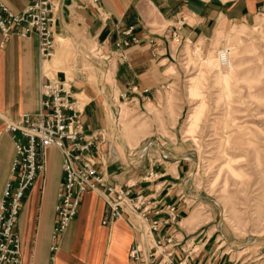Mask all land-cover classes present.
Listing matches in <instances>:
<instances>
[{
    "label": "crops",
    "instance_id": "obj_1",
    "mask_svg": "<svg viewBox=\"0 0 264 264\" xmlns=\"http://www.w3.org/2000/svg\"><path fill=\"white\" fill-rule=\"evenodd\" d=\"M3 1L11 11L20 12L32 0ZM263 4L264 0H98L96 4L86 0H57L52 24L55 38L73 40L80 52L90 51L84 45L92 43L114 53L111 58L114 82L108 85L107 81L98 80L99 92L87 84L79 61H74L72 89L89 96L82 105L85 129L110 128L113 113L109 115L104 99L110 100V106L114 99L145 108L143 113L148 116L156 115L148 107L158 110L172 84L180 79V74L172 72L176 67L180 73L174 56L177 39L172 33L178 40H203L221 22L255 23L258 14L263 13ZM127 28H131L130 35L135 40L117 47V40L127 37L124 33ZM57 52V57L65 58V63L71 49L59 48ZM43 68L35 32L4 36L0 30V198L15 154L13 135L18 134L8 130L6 124L26 112L40 110ZM58 71L60 77L67 74L64 69ZM148 136L145 133L138 142ZM150 144L143 147L141 156L132 163L128 159L136 146L126 147L122 155L116 144L115 155L97 150L94 155L99 163L105 161L112 181L123 187L126 182L133 183L132 194L148 193L157 208L166 204L176 206L178 220L161 224L152 234L155 237L168 233L177 239L174 260L185 258L187 264H229L233 258H225L223 250L209 246L211 238L203 230L195 234L202 223L197 225L196 213L191 209L195 199L186 193L188 170H183V164L188 157ZM127 148H132L129 154ZM44 159V172L26 191L14 226L21 239V264H131L129 250L137 238H142L140 229L134 226V218L126 214L104 222L109 208L94 190L82 193L76 215L63 231L53 235L55 205L63 175L62 153L50 145L44 150Z\"/></svg>",
    "mask_w": 264,
    "mask_h": 264
},
{
    "label": "rangeland",
    "instance_id": "obj_2",
    "mask_svg": "<svg viewBox=\"0 0 264 264\" xmlns=\"http://www.w3.org/2000/svg\"><path fill=\"white\" fill-rule=\"evenodd\" d=\"M258 15L250 24L221 22L203 40L175 41L180 73L176 67L172 72L180 79L158 110L148 107L157 116H148L143 113L147 109L134 104L113 99L110 106V100H103L109 115L113 113L109 124L114 117L120 122L116 144L121 154L136 146L130 163L150 143L188 157L183 164L188 170L186 193L195 199L191 209L197 225L202 223L195 234L203 230L211 238L209 246L233 258L229 264H264V15ZM58 39L45 67L64 69L67 74L62 77L71 80L74 61H79L96 92L100 79L113 84L112 67L105 72L94 44H85L91 50L80 52L73 40ZM64 47L71 49L65 63L57 57ZM222 50L226 59L220 57ZM84 94L78 96L81 105L89 98ZM145 133L150 137L138 142Z\"/></svg>",
    "mask_w": 264,
    "mask_h": 264
},
{
    "label": "built area",
    "instance_id": "obj_3",
    "mask_svg": "<svg viewBox=\"0 0 264 264\" xmlns=\"http://www.w3.org/2000/svg\"><path fill=\"white\" fill-rule=\"evenodd\" d=\"M86 1L96 4L98 0ZM55 8L57 0H32L20 12H13L0 0V30L4 36L35 32L39 55L45 62L55 51L52 28ZM261 14L264 15V4ZM124 33L127 37L117 40V47L135 40V36L130 35L131 28ZM172 37L179 39L175 33ZM94 45L104 60L103 69L107 72L114 53L104 50L99 44ZM56 71L45 67L42 70L40 110L26 112L18 120L6 124L8 130L18 134L13 135L15 154L0 198V264L22 262L21 239L14 226L26 191L44 172V150L50 145L61 151L63 171L55 205L53 235L65 229L78 211L82 193L91 189L108 205L109 213L104 222L114 221L126 214L134 218V226L140 229L142 238H137L129 250L131 264H187L185 258L174 260L178 241L172 234L152 235L161 224L178 220L176 206L166 204L157 208L148 193L137 191L132 194L130 187L133 183L126 182V187H123L112 181L105 161L99 163L94 155L96 150L116 154L118 118L114 117L110 128L86 130L81 118L83 107L79 106V98L70 80L58 76ZM162 213H166L167 217H159Z\"/></svg>",
    "mask_w": 264,
    "mask_h": 264
},
{
    "label": "bare ground",
    "instance_id": "obj_4",
    "mask_svg": "<svg viewBox=\"0 0 264 264\" xmlns=\"http://www.w3.org/2000/svg\"><path fill=\"white\" fill-rule=\"evenodd\" d=\"M56 35V34H55ZM59 39V41H61L62 40V38H60V37H58ZM55 52H56V38H55V51H54V53H53V55L55 54ZM220 57H222V58H224V59H226V53H225V51L224 50H222V51H220ZM53 55H52V57H53ZM51 57V58H52ZM51 58H49L48 60H46L45 62H44V67H45V63L46 62H49L50 61V59ZM45 68H47V67H45ZM109 74V73H108ZM106 76H107V74H106ZM110 76V75H109ZM111 77H112V75H111ZM113 78V77H112ZM79 93H82L81 91H79V92H77V93H75V95L78 97L79 96ZM79 98V97H78ZM79 106H82L81 105V99H79ZM79 204H80V202H79ZM78 208H79V205H78Z\"/></svg>",
    "mask_w": 264,
    "mask_h": 264
}]
</instances>
